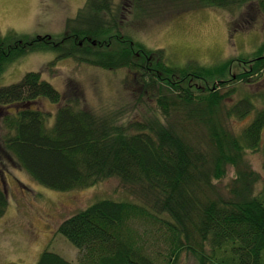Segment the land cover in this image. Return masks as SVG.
<instances>
[{"label":"trees","instance_id":"1","mask_svg":"<svg viewBox=\"0 0 264 264\" xmlns=\"http://www.w3.org/2000/svg\"><path fill=\"white\" fill-rule=\"evenodd\" d=\"M127 2L146 15L173 6L250 5L264 12V0ZM122 22L114 0H89L60 41L0 33V79L30 51L53 50L81 63L127 68L123 84L132 86V99L151 97L156 104L141 118L119 122L117 113L84 107L78 89L66 97L40 71L0 85L1 174L7 158L55 190L117 177L132 195L99 198L61 222L59 231L80 250L79 263L45 249L37 264H178L184 251L197 264H264V177L246 160L248 150L264 156V105L258 108L250 93L233 99L264 71V41L251 54L180 64L165 48L124 32ZM41 97L59 105L53 121L51 111L34 105ZM248 115L240 132L231 128L232 118ZM230 167L236 174L223 196L216 181ZM8 204L0 182V217Z\"/></svg>","mask_w":264,"mask_h":264},{"label":"rangeland","instance_id":"2","mask_svg":"<svg viewBox=\"0 0 264 264\" xmlns=\"http://www.w3.org/2000/svg\"><path fill=\"white\" fill-rule=\"evenodd\" d=\"M88 1L0 0V33L5 36L14 30L31 37L49 35L60 41L70 30L67 22L76 19ZM114 1L124 32L151 48H165L168 58L180 64L190 59L204 64L215 63L251 54L264 41V12L250 5L234 11L209 6L174 10L178 7L172 5L146 15L128 5L127 0ZM29 71H40L43 79L68 98L69 93L78 89L84 107L100 114L117 113L119 122L141 118L144 111L156 105L151 97L141 100L135 96L132 99V86L123 84L129 73L127 68L113 70L81 63L73 56L63 57L53 50L30 51L9 63L2 71L0 85L19 82ZM240 89L241 92L233 94V99L250 93L257 107H262L264 71ZM34 105L51 111L50 121L54 120L59 107L46 97H41ZM251 120V115L232 118L230 126L240 132ZM263 159L260 150L246 153L248 164L264 177ZM5 160L7 165L4 173H0V182L6 188L9 204L0 217V264H37L45 249L79 263L80 250L59 231L61 222L99 198L132 197L117 177L88 188L60 191L44 186L12 160ZM235 174L234 167H230L226 177L216 181L223 196L230 195ZM178 264H197V260L184 251Z\"/></svg>","mask_w":264,"mask_h":264}]
</instances>
